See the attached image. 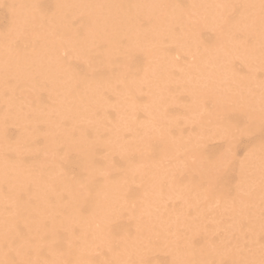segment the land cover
Wrapping results in <instances>:
<instances>
[{"label":"bare ground","instance_id":"obj_1","mask_svg":"<svg viewBox=\"0 0 264 264\" xmlns=\"http://www.w3.org/2000/svg\"><path fill=\"white\" fill-rule=\"evenodd\" d=\"M0 23V264H264V0Z\"/></svg>","mask_w":264,"mask_h":264},{"label":"rangeland","instance_id":"obj_2","mask_svg":"<svg viewBox=\"0 0 264 264\" xmlns=\"http://www.w3.org/2000/svg\"><path fill=\"white\" fill-rule=\"evenodd\" d=\"M0 28H1V23H0ZM64 53V52H63ZM180 127H182V130L185 128V126L183 125H180ZM216 142H219L218 140H212V143L211 144H214ZM210 143V141H209ZM210 145V144H209ZM248 151V143H246L245 141L241 140V142L238 144V146H235V148L232 150V153L237 157V158H243L244 155L247 153ZM169 160L166 159L164 162H168ZM228 178L230 181H233L234 180V177H236V174L234 173L233 169H230L228 171V174H227ZM236 181V180H235ZM234 181V182H235ZM216 201V200H215ZM214 204H217L216 202ZM262 243L264 242V239L261 240ZM259 246V244H257ZM262 245V244H260ZM248 246V245H247ZM245 247V246H244ZM249 247V246H248Z\"/></svg>","mask_w":264,"mask_h":264}]
</instances>
